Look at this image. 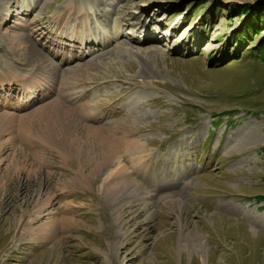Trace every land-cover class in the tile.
<instances>
[{
	"label": "rangeland",
	"instance_id": "obj_1",
	"mask_svg": "<svg viewBox=\"0 0 264 264\" xmlns=\"http://www.w3.org/2000/svg\"><path fill=\"white\" fill-rule=\"evenodd\" d=\"M67 1L0 0V18L9 6L12 24L25 19L21 33L61 72L91 64L72 90L90 102L88 120H133L125 131L145 145V165H132V152L122 159L151 200L122 208L115 221L99 178L92 189L63 188L75 159L63 166L45 150L28 183L2 166L0 264H264V0H75L91 8L98 42L101 29L114 35L118 26L147 35L93 52L89 45L74 61L49 48L60 49L62 29L74 25L65 12L54 18ZM16 58L0 34V70L36 66L31 54ZM41 182L61 225L54 238L34 242L24 232L46 220L30 222ZM166 194L180 205L161 201Z\"/></svg>",
	"mask_w": 264,
	"mask_h": 264
},
{
	"label": "bare ground",
	"instance_id": "obj_2",
	"mask_svg": "<svg viewBox=\"0 0 264 264\" xmlns=\"http://www.w3.org/2000/svg\"><path fill=\"white\" fill-rule=\"evenodd\" d=\"M25 7L30 8L28 5ZM4 11L0 18V34L6 36L9 48L17 55L16 59L31 54L36 58V66L27 71H19L10 66L8 71L0 70V168L12 167L17 177H23V182H31L32 178H38L40 166L49 157L45 152L48 150L58 157L63 166H67L70 159L76 161L73 176L64 181L63 188L71 184L92 189V180L99 178L95 187L113 206L115 221L121 218L119 210L122 208L148 206L151 194L134 174L129 173L122 159V154L132 152V165L140 168L145 165V156L139 153L145 145L130 138L125 131L133 120L101 122L95 117L88 120L91 104L89 101H79L72 88L79 74L92 69L91 64L77 63L75 67L61 72L57 65H53L46 55H42L30 43V33H21L29 27V23L19 18L12 24L14 14L9 6ZM64 12L73 16L74 25L62 29L60 49L49 48L56 53L73 55L71 61L84 59L89 53L84 54L85 48L89 45H92L93 52L117 37H139L145 34H137L129 28L123 32L122 27L118 26L114 35L101 29L103 40L98 42L87 24L90 7L69 0L61 11L54 13V18L58 20ZM179 23L181 20L177 19L175 24ZM76 51L81 52V55H74ZM142 51L148 57L158 49L153 46ZM4 185V178L1 177L0 190ZM32 194L34 200L29 209L32 214L30 222L36 223L43 216L46 220L35 228L29 227L24 235H30L34 242L54 238L57 226L61 225L58 213L52 208L54 194L44 182L38 184ZM160 199L163 202L169 200L178 206L181 202V198L175 194L162 195Z\"/></svg>",
	"mask_w": 264,
	"mask_h": 264
},
{
	"label": "trees",
	"instance_id": "obj_3",
	"mask_svg": "<svg viewBox=\"0 0 264 264\" xmlns=\"http://www.w3.org/2000/svg\"><path fill=\"white\" fill-rule=\"evenodd\" d=\"M247 26V25H246ZM245 26V27H246ZM240 34H237V36H239ZM250 37V36H249ZM239 38L242 40V39H244V34L243 35H241V36H239ZM261 44H263V46H264V42L263 43H261Z\"/></svg>",
	"mask_w": 264,
	"mask_h": 264
}]
</instances>
